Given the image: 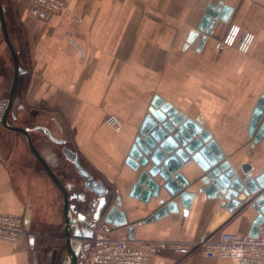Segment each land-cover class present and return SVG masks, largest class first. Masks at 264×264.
<instances>
[{"label": "crops", "instance_id": "0c3cea01", "mask_svg": "<svg viewBox=\"0 0 264 264\" xmlns=\"http://www.w3.org/2000/svg\"><path fill=\"white\" fill-rule=\"evenodd\" d=\"M4 2L8 34L21 68L7 122L27 128L54 172L70 184L69 193L84 197L70 198V203L84 211L90 230L96 224L89 216L93 195L84 189V179L64 157L63 147L74 151L82 167L114 198L120 197L118 209L126 223H107L110 233L124 235L132 244L250 231L257 215L251 203L228 210L221 205L224 198L206 196L199 190L204 172L192 159L176 171L188 180L182 190L193 194L190 205L183 206L177 195L176 211L145 222L159 200L170 198L168 193L161 188L148 202L129 193L141 171L153 166L151 155L159 143L145 155V165L134 169L126 160L157 95L208 131L242 180L243 162L252 164L253 175L264 171V135L253 142L249 133L253 108L264 93V0H70L64 10L53 13L33 9L29 0ZM209 2L229 6L228 17L216 18L202 41L200 32L186 44ZM232 24L254 35L245 53L220 44ZM0 35V212L26 218L22 240L12 244L0 239V264H65L62 193L31 152L25 135L1 122L13 62L1 27ZM108 114L120 119L119 130L106 123ZM176 130L167 134L173 136ZM153 178L163 183L159 175ZM90 240L82 242L87 246ZM75 264L90 263L77 257ZM148 264L237 262L165 249L152 255Z\"/></svg>", "mask_w": 264, "mask_h": 264}, {"label": "water", "instance_id": "95a60500", "mask_svg": "<svg viewBox=\"0 0 264 264\" xmlns=\"http://www.w3.org/2000/svg\"><path fill=\"white\" fill-rule=\"evenodd\" d=\"M230 7L225 6L222 2L218 4L207 3L205 14L197 29L189 32L186 44L193 41L200 32H203L201 41L210 32L216 18L226 20ZM0 27L3 38L10 50L13 62V78L9 91L8 101L1 116L3 125L10 129L22 132L27 140L28 146L34 156L39 160L47 174L56 184L63 196V216H64V237L67 257L65 264H75L83 238H91L93 229L90 230V222L86 219L85 213L79 212L76 205L70 203V198H84L81 194L69 193V183L63 182L59 176L54 172L46 159L38 151L33 144L28 129L16 125H10L7 122V115L12 108L14 94L17 87L18 76L21 71L18 62V56L14 46L10 40L7 24L5 21L4 11L0 3ZM185 44V45H186ZM148 114L145 116L142 125L139 129V135L135 138V144L130 150L127 163L134 169L139 164L145 165L147 158L145 155L150 153V148L154 147L156 143L159 146L154 149L151 155L153 166L148 171H141L138 180L133 184L129 195L137 197L144 202H148L150 197H157L163 188L169 195L166 201L159 200V207L148 216L144 221H151L165 215L168 211H176V201L173 199L179 195L183 206H189L190 200L193 196L183 187L187 186L188 180L181 173L176 172L186 161L189 156L196 161L203 170L200 177L203 186L199 190L205 192L208 197L224 198L222 206L228 210H234L242 204V202H250L257 211V215L253 220L250 233L257 235L258 226L263 222L264 215V171L253 175V166L249 162H243L240 165V170L243 179L236 173L230 162L224 157L211 134L203 130L201 125L186 117L184 114L171 106L168 102H164L162 98L155 95L148 108ZM264 93L256 101L253 108L250 123L249 133L253 134V142H258L264 135ZM177 130L173 136L167 133ZM258 127V128H257ZM257 128V129H256ZM44 132L48 134L52 140L54 139L47 129ZM178 144L183 148H177ZM175 152L166 157V153ZM64 157L71 162L77 173L84 179V189L93 195V199L89 201V206H92V213L90 218L96 223L100 219L120 226L126 223V218L120 209V197H113L111 190L106 187L101 180H96L90 172H88L80 164L76 153L67 147L62 148ZM162 162V166L159 164ZM159 175L163 183H158L153 176ZM251 195V196H250ZM71 212L75 215H71ZM84 225V227L80 225ZM24 225L26 227V218H24ZM132 226L128 228V233L132 235ZM74 243V244H73ZM250 264V263H244Z\"/></svg>", "mask_w": 264, "mask_h": 264}, {"label": "built area", "instance_id": "2783aa9c", "mask_svg": "<svg viewBox=\"0 0 264 264\" xmlns=\"http://www.w3.org/2000/svg\"><path fill=\"white\" fill-rule=\"evenodd\" d=\"M70 0H29L33 9L43 12H60ZM253 33L242 32L240 26L232 24L220 40L221 45L234 46L240 52H247L253 40ZM106 123L115 130L121 127L120 119L108 114ZM192 158L183 161L188 163ZM106 221L93 226L89 245L81 246L77 257L90 264H148L152 255L170 249L183 255L201 254L206 258H227L237 264H264V215L257 235L250 231H220L201 236L194 241L184 240H141L132 244L129 239L110 233ZM26 236L24 217L21 214L0 212V239L16 244Z\"/></svg>", "mask_w": 264, "mask_h": 264}, {"label": "rangeland", "instance_id": "374dc122", "mask_svg": "<svg viewBox=\"0 0 264 264\" xmlns=\"http://www.w3.org/2000/svg\"><path fill=\"white\" fill-rule=\"evenodd\" d=\"M5 0H0V3H1V5H2V3H5L4 2ZM8 15V14H7ZM2 39V37H1V35H0V40ZM73 176L74 177H76V178H79V175H75V173L73 174ZM80 179V178H79Z\"/></svg>", "mask_w": 264, "mask_h": 264}]
</instances>
